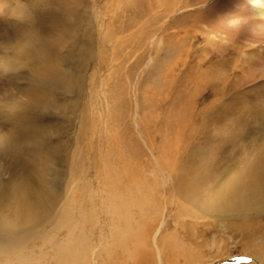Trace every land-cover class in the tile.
I'll return each instance as SVG.
<instances>
[{"label":"rangeland","instance_id":"1","mask_svg":"<svg viewBox=\"0 0 264 264\" xmlns=\"http://www.w3.org/2000/svg\"><path fill=\"white\" fill-rule=\"evenodd\" d=\"M254 16L246 0H0V233L26 264H55L42 240L68 231L87 264H161L158 247L163 264H264ZM129 218L138 261L118 241Z\"/></svg>","mask_w":264,"mask_h":264},{"label":"bare ground","instance_id":"2","mask_svg":"<svg viewBox=\"0 0 264 264\" xmlns=\"http://www.w3.org/2000/svg\"><path fill=\"white\" fill-rule=\"evenodd\" d=\"M240 2L243 0H239ZM247 2L251 3L253 5V9L255 12V16H254V20L257 24L263 25L264 26V4L261 3H256L254 4L252 2V0H246ZM247 4V3H246ZM185 7H188V5L185 4ZM160 16V15H159ZM64 31V30H63ZM261 176L258 175V177H256L257 179L262 178L264 179V173L261 172L260 173ZM251 185V184H249ZM236 186H240V185H236ZM261 186V185H260ZM256 187V186H254ZM247 189V188H246ZM23 190L28 194H30V189L27 188V186L25 188H23ZM234 190V189H233ZM259 190V189H258ZM262 191V190H261ZM263 192V197H264V191ZM38 193V192H37ZM40 193V192H39ZM251 195V194H250ZM257 195V194H256ZM256 195H252V201L253 202V198ZM258 195H260V193H258ZM41 196V195H40ZM27 200L26 197H23L20 199V202ZM192 201L195 202L196 198H192ZM245 201V200H244ZM40 202V201H39ZM251 205V203H249ZM253 204L255 205H259L257 202H254ZM242 205V204H241ZM249 205V206H250ZM23 206V205H22ZM21 206V207H22ZM43 206H45V204H43ZM50 206V205H49ZM213 206V205H212ZM258 206V207H259ZM39 207V206H38ZM244 207V206H243ZM44 208V207H43ZM214 208V207H213ZM246 208V206H245ZM249 208V207H248ZM263 208V207H262ZM22 209V208H21ZM20 209V210H21ZM215 209V208H214ZM218 209V208H217ZM236 209V208H235ZM247 209V208H246ZM19 210V211H20ZM23 210V209H22ZM50 211V207H48L45 212L49 213ZM221 211V210H219ZM233 211V209H232ZM239 211V210H238ZM244 211V210H243ZM242 211V212H243ZM44 212V210H43ZM241 212V210H240ZM248 212V211H247ZM221 213V212H220ZM245 213V212H244ZM256 213V212H254ZM222 215V214H221ZM240 215V214H239ZM238 215V216H239ZM242 216V215H241ZM31 219V218H30ZM129 220H131V218L127 219V223H126V227H123L124 229L119 230L118 232V241L120 242L121 245H125L124 248H122V253L123 255H127V258H131L134 261H138V259L141 257L138 256V253L141 251V249H144V242L141 240L139 242V239L142 235V226H139L136 230H133L132 228H130V223L128 222ZM69 223V226L72 227L73 223ZM61 225V224H60ZM117 230V229H116ZM32 232V231H31ZM39 234V233H38ZM44 234V233H43ZM44 237V236H42ZM130 238L133 239L130 240ZM43 239V238H42ZM42 245L46 246V245H50L49 250L53 251V255L56 257L55 258V264H87V260L86 257L88 256L87 253L85 252V250H83L84 248L80 246V243H78L77 239H74V237L72 236V232L68 231V236L66 241L62 242L59 245H55L53 243V241L51 240L49 233L46 234V238L42 240ZM139 243H138V242ZM134 242V243H133ZM84 243V242H83ZM129 244V246L127 245ZM147 247V246H145ZM87 247H85L86 249ZM153 250H155V247H152ZM26 250L21 237H17V235L15 234H8V233H0V264H26V262L28 261L27 256L24 254V251ZM116 250V249H115ZM162 249L160 247L157 248L160 260L159 263L163 264L164 261H162ZM51 251V252H52ZM146 251V250H145ZM82 254H81V253ZM89 253V252H88ZM45 255V254H43ZM177 255V254H176ZM34 256V255H33ZM14 257V261H11L10 259H12ZM89 257V256H88ZM123 258V257H122ZM125 258V257H124ZM111 259L115 261L116 264V260H119L121 258H112ZM86 260V261H85ZM25 261V262H24ZM85 261V262H84ZM110 261V260H109ZM14 262V263H12ZM118 262V261H117ZM124 262V261H123Z\"/></svg>","mask_w":264,"mask_h":264},{"label":"clouds","instance_id":"3","mask_svg":"<svg viewBox=\"0 0 264 264\" xmlns=\"http://www.w3.org/2000/svg\"><path fill=\"white\" fill-rule=\"evenodd\" d=\"M252 2H253L254 4H256V3L264 4V0H252Z\"/></svg>","mask_w":264,"mask_h":264}]
</instances>
